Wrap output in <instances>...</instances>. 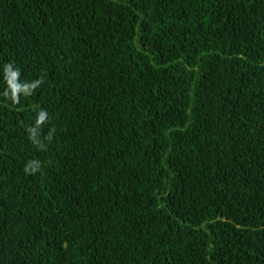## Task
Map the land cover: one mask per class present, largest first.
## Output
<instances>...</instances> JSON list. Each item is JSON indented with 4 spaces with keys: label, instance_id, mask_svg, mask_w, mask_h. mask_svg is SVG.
<instances>
[{
    "label": "trees",
    "instance_id": "16d2710c",
    "mask_svg": "<svg viewBox=\"0 0 264 264\" xmlns=\"http://www.w3.org/2000/svg\"><path fill=\"white\" fill-rule=\"evenodd\" d=\"M0 264H264V0H0Z\"/></svg>",
    "mask_w": 264,
    "mask_h": 264
},
{
    "label": "clouds",
    "instance_id": "9594fccd",
    "mask_svg": "<svg viewBox=\"0 0 264 264\" xmlns=\"http://www.w3.org/2000/svg\"><path fill=\"white\" fill-rule=\"evenodd\" d=\"M40 119L43 120V115H41ZM36 171H37V169L35 167H32L31 165H28L25 167L26 173L31 172V174H35Z\"/></svg>",
    "mask_w": 264,
    "mask_h": 264
}]
</instances>
